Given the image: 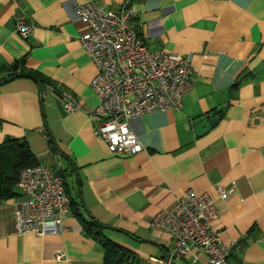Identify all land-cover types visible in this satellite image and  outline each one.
Returning <instances> with one entry per match:
<instances>
[{"label":"crops","instance_id":"crops-1","mask_svg":"<svg viewBox=\"0 0 264 264\" xmlns=\"http://www.w3.org/2000/svg\"><path fill=\"white\" fill-rule=\"evenodd\" d=\"M87 1L118 10L126 0H0V80L17 63L48 82L39 81L42 104L30 75L0 83V143L24 139L37 162L62 175L74 204L58 232L38 236L15 231V197L0 200V264H103L81 218L153 264L146 258L165 257L173 243L147 223L189 188L214 200V226L229 246L225 264H264V0L129 2L131 26L149 50L190 55L193 85L180 107L129 119L143 149L122 156L97 138L89 114L95 70L79 44L87 27L75 10ZM18 19L32 26L27 40L14 32ZM59 90L81 109L65 111ZM213 116L197 133L194 120ZM219 189L229 191L225 199ZM172 264L208 258L193 248Z\"/></svg>","mask_w":264,"mask_h":264},{"label":"built area","instance_id":"built-area-1","mask_svg":"<svg viewBox=\"0 0 264 264\" xmlns=\"http://www.w3.org/2000/svg\"><path fill=\"white\" fill-rule=\"evenodd\" d=\"M75 10L87 27L78 41L95 70L90 87L97 101L89 113L97 120L95 134L111 154H135L143 146L130 129L129 119L150 110L182 105L193 85L190 55L149 50L131 26L133 13L129 0L118 10L99 7L92 1L78 4ZM14 32L21 40H27L32 26L18 19ZM58 94L65 111L81 109L80 101L70 92L59 90ZM16 186L26 197L14 198L15 231L34 232L38 236L58 232L70 206L59 174L47 164L26 166L20 170ZM218 192L221 199L229 194L222 189ZM218 217L208 192L185 190L170 207L157 211L147 223L151 230L170 236L171 251L165 257L148 256L146 260L172 264L195 248L207 255L208 264H225L229 246L214 226Z\"/></svg>","mask_w":264,"mask_h":264},{"label":"trees","instance_id":"trees-1","mask_svg":"<svg viewBox=\"0 0 264 264\" xmlns=\"http://www.w3.org/2000/svg\"><path fill=\"white\" fill-rule=\"evenodd\" d=\"M141 1L144 0H129V2ZM14 74L30 75L38 79L42 84H48L44 78L34 72L20 68V64L17 63L9 68V76ZM37 163L39 162L33 157L24 139L5 137L0 143V200L18 196L20 192L16 183L20 170ZM58 174L62 179L64 190L67 193L62 175L60 173ZM70 205H74L72 200H70ZM81 221L83 234L99 244L103 253V264H145L134 252L106 237L103 234V227L99 222L93 218L87 220L81 218Z\"/></svg>","mask_w":264,"mask_h":264},{"label":"water","instance_id":"water-1","mask_svg":"<svg viewBox=\"0 0 264 264\" xmlns=\"http://www.w3.org/2000/svg\"><path fill=\"white\" fill-rule=\"evenodd\" d=\"M17 76H19V75H13L10 78L17 77ZM27 77L31 78L36 83L38 90H39L40 103L42 104V102H43V88H42L41 83L35 78H32L30 76H27ZM10 78L0 80V83L8 81ZM217 118H218V116H213V117L206 119V120L203 119L202 117L196 118L194 120V123H195V129H196L197 133H202L203 131L207 130L212 124H214V122L217 120ZM51 140L54 142V140L52 138H51Z\"/></svg>","mask_w":264,"mask_h":264},{"label":"rangeland","instance_id":"rangeland-1","mask_svg":"<svg viewBox=\"0 0 264 264\" xmlns=\"http://www.w3.org/2000/svg\"><path fill=\"white\" fill-rule=\"evenodd\" d=\"M110 239H111V238H110ZM116 239H117L116 237H115V238H114V237H112V239H111V240H112V241H114V242H117V240H116Z\"/></svg>","mask_w":264,"mask_h":264}]
</instances>
